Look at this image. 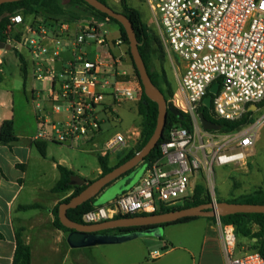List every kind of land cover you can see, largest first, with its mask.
<instances>
[{
	"label": "built area",
	"instance_id": "1",
	"mask_svg": "<svg viewBox=\"0 0 264 264\" xmlns=\"http://www.w3.org/2000/svg\"><path fill=\"white\" fill-rule=\"evenodd\" d=\"M157 24L163 50L173 66L182 69L173 94L174 106L187 114L192 128L173 126L153 160L138 181L103 205L82 215L83 224H94L116 216L155 214L180 205L202 176L211 182L215 165L245 162L255 144L257 130L264 128V0H145ZM109 20L92 17L76 31L69 21L43 23L25 19L21 13L9 17L6 40L14 48H26L37 63L36 78L54 88L53 110L65 117L41 120L33 141L73 146L96 139L105 122L117 119L121 102L136 103L141 96L137 81L123 79L115 66L121 56L111 53L123 41L108 40ZM15 29V30H14ZM14 30V34L12 35ZM86 48L106 52L89 57ZM71 49V50H70ZM71 57L52 67L63 53ZM5 49L0 48V67ZM44 67V68H43ZM177 68V67H176ZM213 115L222 120L241 119L251 105L262 113L252 123L232 132L207 131L199 124V107L210 87ZM137 129L112 134L99 155L123 149L138 136ZM221 252L226 264H264L256 250L240 251L234 226L217 219ZM160 252L153 251L156 258Z\"/></svg>",
	"mask_w": 264,
	"mask_h": 264
},
{
	"label": "crops",
	"instance_id": "2",
	"mask_svg": "<svg viewBox=\"0 0 264 264\" xmlns=\"http://www.w3.org/2000/svg\"><path fill=\"white\" fill-rule=\"evenodd\" d=\"M105 1L120 6V0ZM130 1L127 0L132 6ZM36 18L41 19L39 16ZM90 19L91 15L80 14L66 21H69L70 31L73 32ZM118 38L120 35L117 27L115 37L108 40L115 41ZM13 48L11 46L18 61L23 86L28 78L32 80L30 98L36 105L34 112H29L17 127L13 114V98L8 92L3 93L0 90V125L5 119L12 118L16 136V140L10 144L0 143V264H13L17 233H20L23 243L29 247L30 264H226L221 252L217 220L208 217H198L190 222L162 227L160 234L156 236L141 235L119 243L81 248L69 246V232L53 225V209L67 198L72 190L55 192L52 188L60 177L58 165L73 171L70 169L71 162L68 160L69 152L66 149L77 147V143L83 141L75 142L73 146L42 141L45 142V155H40L32 139L40 127L41 120H59L65 117V114L53 110L51 94L54 88L48 81L36 78L38 66L32 54L26 48H14L25 63L23 78L21 64ZM110 51L114 56H121L120 62L115 66L121 72L120 77L126 79L123 76L131 74L128 62L123 60L126 54L123 44L120 47H112ZM6 52L4 65L0 67V84L4 79L5 69L10 68L6 66ZM69 56V51L63 53L61 59L52 67L59 68L61 62ZM38 100H42V105ZM99 152L100 150L97 155ZM100 173L97 165L95 178ZM78 176L88 180L87 176ZM117 195L104 201V204ZM148 243H157L158 247L150 249ZM84 250L92 252L84 254ZM153 251L160 252V255L153 258Z\"/></svg>",
	"mask_w": 264,
	"mask_h": 264
},
{
	"label": "trees",
	"instance_id": "3",
	"mask_svg": "<svg viewBox=\"0 0 264 264\" xmlns=\"http://www.w3.org/2000/svg\"><path fill=\"white\" fill-rule=\"evenodd\" d=\"M98 1L107 4L105 0H98ZM119 5L121 7L120 12L123 15H125V17L131 22L133 26L135 37L138 43V50L145 64L151 82L154 84L156 88H158L161 91L166 101L172 102V104L174 105L173 92L170 89L165 72L163 70L157 72L151 70L150 68V64L154 62L159 56L158 54L159 51L156 48L157 45L159 46V48H161L162 52L164 53L161 40L158 34L149 30V28L142 21L139 11L136 8L130 6L127 0H120ZM15 13H21L25 19H29V20L39 16L42 19L43 23L60 22L69 19L71 20L72 18H76L80 14H83V15H91L95 19L107 18L110 23H114L117 25L120 38L128 46V54L130 56L133 67V75L132 74L125 75L123 77L126 79H132L137 81L141 88L140 99L135 104L136 113L140 117V142L137 148L135 149V151H129L128 153H126L124 157L119 159L114 165L110 164V159L108 155L105 156L97 155V161L101 171L99 176L110 172L113 168L117 167L118 165L124 163L126 160L131 158L147 142V140L152 135L156 127L158 107L154 101L150 100L144 94L143 86L139 79L138 72L133 64L130 55L128 39L122 25L114 18L109 17L105 13L96 10L92 6L85 3L83 0H19L14 2L3 3L0 5V42H5L7 37L5 34V30L9 23V17ZM13 50L15 51V54L18 57V60L21 64V72L24 78L23 66H25V63L21 55L14 48ZM0 82H1V75H0ZM262 106H264V101L261 102L260 104H257L258 108ZM198 113L203 115L204 118L217 123L220 126L218 131L221 133L236 131L241 127L245 126L246 124L252 123L256 118L254 116L253 111H248L239 120L226 121L216 118L213 115L212 110L206 108L203 105L199 107ZM182 114L184 116V119L179 120L171 112L169 111L167 112L165 128L161 138L157 143V146L151 150V152L143 159L141 163L138 164L139 166L138 170L134 171L132 177L128 179L127 187L125 189H122L120 192H123L130 186L134 185L140 178L144 169L153 160L160 157V145L167 139L168 130L171 127L181 126L187 129L192 128L190 117L185 113ZM15 140H16V136H15L14 121L12 118L5 119L0 125V143L10 144ZM35 146L38 149L40 155L44 156L45 142L37 141L35 142ZM57 168L60 177L57 183L55 184V186L52 188V190L55 192H65L72 190L71 194L67 198L62 200L59 204L63 202H68L71 197L80 193L89 183L93 181V180H86L84 178H81L78 175H76L73 171L68 170L63 166L58 165ZM129 172L131 171H128L127 174ZM78 182H80V184H78ZM112 182H110L109 184H111ZM94 200L95 197L78 205L76 208L68 209L66 211L67 217L73 222L83 224L82 215L87 211L93 209V207L96 205L94 203ZM208 200L209 198L204 187L202 186V184L198 183L195 185L193 194L189 198L183 200V202L180 205L169 209H160L156 211L155 214L199 206L205 203H209L210 201L208 202ZM228 202L246 203V204H264V190L259 189L252 193L239 196L238 198H235ZM59 204L53 209V215H54L53 225L61 230L69 232L70 229L63 226L59 221L58 218ZM29 207L31 206H28V208ZM135 216H141V215H135ZM119 217H130V216H116L115 218H119ZM196 218L198 217L196 216L183 217L173 222H167L158 225L130 226L123 228L107 229L102 232L105 233L106 232L108 233L136 232L141 229L151 228L155 226L166 227L170 225L186 223L193 221ZM208 219L214 220L215 218L208 217ZM219 219L224 224H231L234 226L237 239L238 237L250 238L252 240L255 239L256 244L254 250L258 251L260 255L264 258V213H235L226 216H221ZM251 225H256L257 229L253 230ZM16 240H17V244L15 249L13 264H30V250L29 247L23 243L20 233H17Z\"/></svg>",
	"mask_w": 264,
	"mask_h": 264
},
{
	"label": "rangeland",
	"instance_id": "4",
	"mask_svg": "<svg viewBox=\"0 0 264 264\" xmlns=\"http://www.w3.org/2000/svg\"><path fill=\"white\" fill-rule=\"evenodd\" d=\"M107 4L120 12L121 7L113 2L107 1ZM130 4L136 8L144 24L150 31L157 33L156 21L146 4L145 0H131ZM31 19V18H30ZM15 30V29H14ZM14 30L12 35L14 34ZM108 38L115 37L117 33V25L111 23L107 26ZM158 34V33H157ZM123 48L126 50V54L123 56V60L127 61L130 66L129 74L133 75V67L130 56L128 54V46L123 43ZM159 51L157 59L150 64L151 70L160 72L164 71L171 91L174 92L177 89L178 77L182 69L181 66H173L165 52L163 53L161 48L157 45ZM71 50V49H70ZM89 53V57L93 58L94 52H106L108 49L104 48H86ZM115 52V51H114ZM71 57V54L70 56ZM7 64L9 69H5L4 79L0 84V90L3 93L8 92L13 98V114L17 127L20 125L24 118L28 116V113L34 112L36 103H32L30 98L31 90V78H28L25 86H23V79L18 69V61L14 56L12 50L6 52ZM4 65V63H3ZM2 65V66H3ZM177 67V68H176ZM126 69V68H125ZM42 105V100H38ZM134 102L125 101L121 102L117 106V119L112 122H105L102 125L101 132L93 141L88 143L78 142L77 147L66 149L69 152L68 160L71 162L70 169L74 171L76 175L87 176V179L95 178L94 171L97 167V153L102 149L104 142L115 132L119 131L124 133L127 129H137L139 131L138 136L135 139L128 141V143L116 153L109 154L110 164L114 165L116 162L124 157L129 151H135L140 142V117L136 113V107ZM40 110L39 108H36ZM262 110H257L254 114L255 117L259 116ZM10 115V114H9ZM14 121V120H13ZM199 126L200 121H198ZM24 127V125L22 126ZM83 143V144H82ZM244 164H229L226 166L215 165L213 169L211 182H208L202 176H198L194 183L195 185L200 183L204 187L207 195L208 202L214 201H231L239 196L252 193L259 189L264 190V128L259 127L257 130L256 141L252 149L249 151V155ZM48 164V163H47ZM49 166V165H48ZM139 166L136 167L138 170ZM128 176L123 175L114 180L111 184L104 187L103 190L95 197L94 203L101 205L104 204L107 199L112 198L116 194H119L122 189L127 187ZM205 220V218H204ZM203 222V221H201ZM253 230L257 229L256 225H251ZM146 236H156L154 234H145ZM144 235V236H145ZM145 238V237H143ZM256 244L255 239L238 237V249L240 251L254 250ZM150 249L157 248V243H148ZM92 251H85L84 254Z\"/></svg>",
	"mask_w": 264,
	"mask_h": 264
},
{
	"label": "water",
	"instance_id": "5",
	"mask_svg": "<svg viewBox=\"0 0 264 264\" xmlns=\"http://www.w3.org/2000/svg\"><path fill=\"white\" fill-rule=\"evenodd\" d=\"M19 0H0V5L7 2H14ZM88 5L92 6L96 10L105 13L109 17L117 20L126 33L130 55L133 64L138 72L139 79L143 86L144 94L157 104L158 116L156 121V127L147 140V142L128 160L124 163L113 168L110 172L101 175L89 183L80 193L70 198L68 202H63L58 206V218L61 224L70 229L67 236V243L73 248H81L96 244H111L119 243L128 239H132L145 234L159 235L162 227L155 226L151 228L141 229L136 232L129 233H116L111 234L108 232H102L107 229L123 228L130 226H147L158 225L167 222H173L183 217H213L216 220L221 216H226L235 213H264V204H246V203H231L225 201L214 202L210 201L199 206L156 213L150 215L119 217L110 220H106L94 224H81L70 220L66 211L68 209L76 208L78 205L96 197L101 190L110 182L116 180L120 176L127 175L128 179L132 177L134 169L139 163L157 146L159 139L161 138L165 123L167 112H171L179 120H183V114L172 104V102L166 101L161 91L154 86L151 82L145 64L141 58L138 50V43L135 37L134 29L131 22L121 12L115 11L113 8L98 0H83ZM0 48L11 50V45L0 42ZM218 84L214 83L210 89L209 94L203 99V104L206 108L211 107V95L216 93ZM250 110H256L255 105L249 107ZM199 121L201 128L207 131H217L220 126L199 114ZM128 171H131L127 174ZM80 184V182H78Z\"/></svg>",
	"mask_w": 264,
	"mask_h": 264
},
{
	"label": "bare ground",
	"instance_id": "6",
	"mask_svg": "<svg viewBox=\"0 0 264 264\" xmlns=\"http://www.w3.org/2000/svg\"><path fill=\"white\" fill-rule=\"evenodd\" d=\"M229 164H241V165H243L244 163L242 161H234V162H231ZM229 164H227V165H229ZM223 166H226V165H223Z\"/></svg>",
	"mask_w": 264,
	"mask_h": 264
},
{
	"label": "flooded vegetation",
	"instance_id": "7",
	"mask_svg": "<svg viewBox=\"0 0 264 264\" xmlns=\"http://www.w3.org/2000/svg\"><path fill=\"white\" fill-rule=\"evenodd\" d=\"M136 170V168L134 169V171Z\"/></svg>",
	"mask_w": 264,
	"mask_h": 264
}]
</instances>
